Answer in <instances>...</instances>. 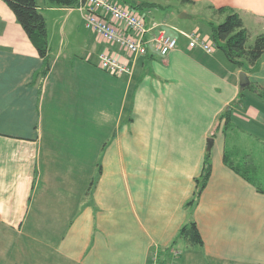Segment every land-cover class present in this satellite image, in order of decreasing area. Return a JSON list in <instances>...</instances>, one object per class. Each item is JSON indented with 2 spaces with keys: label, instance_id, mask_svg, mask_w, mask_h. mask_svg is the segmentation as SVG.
Masks as SVG:
<instances>
[{
  "label": "crops",
  "instance_id": "crops-1",
  "mask_svg": "<svg viewBox=\"0 0 264 264\" xmlns=\"http://www.w3.org/2000/svg\"><path fill=\"white\" fill-rule=\"evenodd\" d=\"M36 1L47 25L45 74L0 0V264H149L190 220L204 246L178 242L176 264H264V194L225 162L238 137L264 143V99L247 89L238 102L242 72L264 90V56L242 70L218 48L191 49L180 34L214 42L210 25L233 11L254 42L264 32V0H179L185 23L160 13L173 0H114L145 19L148 40L178 37L167 56L140 58L87 29L81 0ZM102 52L132 73L101 70ZM209 139L211 176L189 209Z\"/></svg>",
  "mask_w": 264,
  "mask_h": 264
},
{
  "label": "trees",
  "instance_id": "trees-1",
  "mask_svg": "<svg viewBox=\"0 0 264 264\" xmlns=\"http://www.w3.org/2000/svg\"><path fill=\"white\" fill-rule=\"evenodd\" d=\"M191 2V0H183ZM11 11L14 13L17 21L24 29L25 33L39 52L41 58L44 59L45 67L43 73L49 71V43L47 34V25L45 17L39 10L36 0H5ZM50 3L57 6H79L77 0H50ZM217 12L227 13L225 9H218ZM212 39L217 48L221 50L229 62L239 69L246 70L250 67H255L264 56V32L259 35L252 46H249L250 33L245 28L241 16L233 11L228 12L225 20L219 24H211ZM253 90L264 99V90L252 84L247 88H243V94L240 95L238 102H242L244 91ZM231 109H227L219 118V126L224 121L225 128L230 126ZM225 162L238 174L247 181L251 182L259 193L264 194V183L256 181L252 178L248 171L240 167H235L232 162H229L228 156L225 157ZM212 172V157L211 151H208L203 174L199 179H196L197 191L191 201L187 203V208H192L197 204L202 191L205 189ZM184 242L190 247H203L204 241L198 229L197 223L194 220L187 222L179 231L178 236L173 241L172 246L166 250L158 251L159 257L166 263L172 259L173 251H177L175 246L178 242Z\"/></svg>",
  "mask_w": 264,
  "mask_h": 264
},
{
  "label": "built area",
  "instance_id": "built-area-1",
  "mask_svg": "<svg viewBox=\"0 0 264 264\" xmlns=\"http://www.w3.org/2000/svg\"><path fill=\"white\" fill-rule=\"evenodd\" d=\"M85 12V25L87 29L99 38L116 45L120 49L137 58L147 57L151 52L160 56H167L179 46L178 37L170 36L165 32L159 33L153 39H147L151 31L145 19L129 7L122 6L114 0H85L81 3ZM157 25H154V28ZM189 41L191 49L199 48L208 54L217 49L214 42L200 37L197 33L180 32ZM101 70L115 77H122L132 73L128 62L121 61L112 53L102 52L99 56ZM172 259L166 263L159 257L158 251L150 256L149 264H176L178 251H173Z\"/></svg>",
  "mask_w": 264,
  "mask_h": 264
},
{
  "label": "rangeland",
  "instance_id": "rangeland-1",
  "mask_svg": "<svg viewBox=\"0 0 264 264\" xmlns=\"http://www.w3.org/2000/svg\"><path fill=\"white\" fill-rule=\"evenodd\" d=\"M183 10V3L179 0H173L170 6L160 9V13H162V16L165 17V20L168 22L170 21L185 23L180 18L184 13ZM187 11L188 13H191L189 9H187ZM144 14L148 15L147 12H144ZM168 15H170V17L172 15L171 19L168 17ZM162 29L166 30L168 28L162 27ZM253 43V41H249L248 45H253ZM237 139H239L240 141L236 148L232 146V142L229 143V158L238 167L248 171L250 176L256 181H261L262 183H264V143L259 145V143L257 144V141H249L248 139H244L243 137H238Z\"/></svg>",
  "mask_w": 264,
  "mask_h": 264
},
{
  "label": "water",
  "instance_id": "water-1",
  "mask_svg": "<svg viewBox=\"0 0 264 264\" xmlns=\"http://www.w3.org/2000/svg\"><path fill=\"white\" fill-rule=\"evenodd\" d=\"M84 3H85V0H82V4H84ZM180 18L181 19H186V18H188V16L187 15H181ZM240 85L243 88H247L250 85L249 78H248V76H247V74L245 72H242L241 75H240ZM213 144H214V140L213 139H209V141H208V150L209 151H211V149L213 147Z\"/></svg>",
  "mask_w": 264,
  "mask_h": 264
}]
</instances>
